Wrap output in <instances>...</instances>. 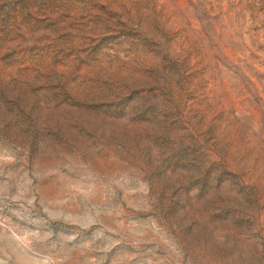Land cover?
<instances>
[{"label":"rangeland","instance_id":"374dc122","mask_svg":"<svg viewBox=\"0 0 264 264\" xmlns=\"http://www.w3.org/2000/svg\"><path fill=\"white\" fill-rule=\"evenodd\" d=\"M0 264H264V0H0Z\"/></svg>","mask_w":264,"mask_h":264}]
</instances>
